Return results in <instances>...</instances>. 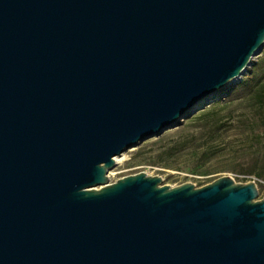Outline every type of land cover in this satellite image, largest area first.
Segmentation results:
<instances>
[{
	"label": "water",
	"instance_id": "water-1",
	"mask_svg": "<svg viewBox=\"0 0 264 264\" xmlns=\"http://www.w3.org/2000/svg\"><path fill=\"white\" fill-rule=\"evenodd\" d=\"M264 0H0V264H264V198L115 157L243 75Z\"/></svg>",
	"mask_w": 264,
	"mask_h": 264
},
{
	"label": "rangeland",
	"instance_id": "rangeland-1",
	"mask_svg": "<svg viewBox=\"0 0 264 264\" xmlns=\"http://www.w3.org/2000/svg\"><path fill=\"white\" fill-rule=\"evenodd\" d=\"M260 79L264 80V46L239 80L200 102L208 105L125 151L122 160L109 170V182L145 172L162 177L163 185L193 183L201 187L229 175L237 183L256 181V200L263 199L264 176L257 173L264 165V130L252 118L249 100ZM206 112L221 121L207 123L202 117Z\"/></svg>",
	"mask_w": 264,
	"mask_h": 264
},
{
	"label": "trees",
	"instance_id": "trees-1",
	"mask_svg": "<svg viewBox=\"0 0 264 264\" xmlns=\"http://www.w3.org/2000/svg\"><path fill=\"white\" fill-rule=\"evenodd\" d=\"M249 100L252 101L251 103L252 118L257 119L258 121L257 125L259 127H262L264 130V80L262 79L258 80L257 84L249 93ZM202 117L203 119L206 120L207 123H209L210 121H214L215 123L218 124V122L221 121L220 118H216V115H213L212 113H208V112L203 113ZM258 135H261V133L259 132ZM262 156L264 157V153L262 154ZM260 171L257 173L258 177L264 176V165H262Z\"/></svg>",
	"mask_w": 264,
	"mask_h": 264
},
{
	"label": "bare ground",
	"instance_id": "bare-ground-1",
	"mask_svg": "<svg viewBox=\"0 0 264 264\" xmlns=\"http://www.w3.org/2000/svg\"><path fill=\"white\" fill-rule=\"evenodd\" d=\"M244 72H245V71H244ZM242 76H243V75H241V77H242ZM241 77H239L238 79H234V80H232L231 82L237 81V80H239ZM123 157H124V154H123V153L120 154V155H117V156L115 157L116 164L119 163V162L122 160Z\"/></svg>",
	"mask_w": 264,
	"mask_h": 264
}]
</instances>
